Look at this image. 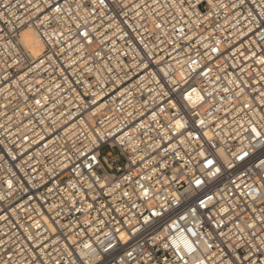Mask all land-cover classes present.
<instances>
[{
    "label": "built area",
    "instance_id": "obj_1",
    "mask_svg": "<svg viewBox=\"0 0 264 264\" xmlns=\"http://www.w3.org/2000/svg\"><path fill=\"white\" fill-rule=\"evenodd\" d=\"M262 22L264 0H0V264H264L240 231L264 211Z\"/></svg>",
    "mask_w": 264,
    "mask_h": 264
},
{
    "label": "snow or ice",
    "instance_id": "obj_2",
    "mask_svg": "<svg viewBox=\"0 0 264 264\" xmlns=\"http://www.w3.org/2000/svg\"><path fill=\"white\" fill-rule=\"evenodd\" d=\"M100 2L103 3V0H100ZM186 2H187V0H181L182 5H183V3H186ZM209 2L211 3V0H209ZM241 3H243V0H241ZM77 7H79V5H77ZM193 7H194L193 4L188 3V9H192ZM181 11L184 12V11H186V9H184L181 6ZM55 12L57 14L64 12V7L60 4H57L55 7ZM210 14H211V12H209V15ZM262 23H264V22H262ZM155 26H156V28L161 27L160 24H156ZM77 27H79V25ZM38 32H39L38 28H28V26L25 25L24 28L17 30V33L15 34V38H14L13 42L16 43V46L18 48H20L22 51H25V52L31 54L33 57H39L40 51L37 50L38 45L40 43ZM82 35L85 38H87L88 33L85 32ZM260 63L264 64V60L260 61ZM202 99H203V97H201V100ZM37 103H39V102H37ZM200 123H201V125H203L204 121H201ZM177 127L183 128L184 124L177 122ZM250 132L252 134H254V138L264 136V132H261L260 130H258L257 126L254 123L252 124V127L250 128ZM245 155H247V153H245ZM214 164H215L214 159H206V168H208L210 166H214ZM219 171H220V168L217 167L216 172H219ZM196 183L200 184L201 181L197 180ZM144 195L145 196L148 195V192L146 190L144 192ZM262 198H264V192H257V194L253 198V200L255 202V200H260ZM245 229L249 230L248 235L253 240L256 238L257 235L264 236V211H262L258 217L253 216L252 217V223L245 224L244 228H241L240 231L243 233L245 231ZM257 229L259 231H257ZM262 243H264V240H262ZM261 254L264 255V253H261ZM128 256L131 257L132 253H128ZM241 261H242V264H251V261L249 259H246L243 257L241 258ZM233 264H235V262H233ZM257 264H259V261H257Z\"/></svg>",
    "mask_w": 264,
    "mask_h": 264
},
{
    "label": "bare ground",
    "instance_id": "obj_3",
    "mask_svg": "<svg viewBox=\"0 0 264 264\" xmlns=\"http://www.w3.org/2000/svg\"><path fill=\"white\" fill-rule=\"evenodd\" d=\"M28 28H31V27H28ZM25 30H26V29H25ZM39 41H40V43H39V45H38L37 50H39V51L41 52V51H42V48H43V45H42V42H41L40 38H39Z\"/></svg>",
    "mask_w": 264,
    "mask_h": 264
}]
</instances>
